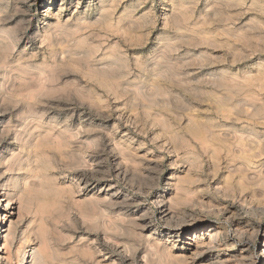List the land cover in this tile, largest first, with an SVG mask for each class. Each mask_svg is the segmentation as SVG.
<instances>
[{
    "label": "rangeland",
    "instance_id": "rangeland-1",
    "mask_svg": "<svg viewBox=\"0 0 264 264\" xmlns=\"http://www.w3.org/2000/svg\"><path fill=\"white\" fill-rule=\"evenodd\" d=\"M112 1L113 0H52V4H50V0H0V67H2L0 69V130L2 131L8 128L10 130V132H8L9 134L7 133L2 136V140L4 141L0 143V158L11 156L12 150L17 149L13 153L17 155L20 154L19 157H22L26 153L25 155L28 157L27 158L25 155L22 157L24 159V164H28L30 160L36 161L35 158L38 157V155L41 157V161L43 160V164H45V162H47L46 164L49 163V166H47L48 171L43 170L45 174L44 182H37L39 185L37 184L35 189H31V192L26 190V195H24L25 198H21L20 194L18 195L16 192L13 194L14 189L12 186L8 189L9 191L13 189L10 192L14 196V201L11 208L8 210V217L9 221L12 220L15 222V228L18 230H16L18 234H16L17 240L15 243L19 242L20 246L24 244V246H27V251L36 247L39 249L41 247V240H38V237H40L39 233L46 229L48 232H44H47V238L50 240L51 244L50 254L52 253L51 255L54 259L63 260L64 263L66 261L67 264H71V261L75 258L79 262L78 264H87L88 262L89 264H95L94 257L92 258L91 256V252L94 251L98 256L100 255L103 257V255H106L104 259H102V257L100 258L103 264H129L128 262L135 260L138 263L144 264L141 258H144V252H146L147 249V239L145 236H152L154 241L161 243V246L166 247V245H169L168 248L172 250V255L182 254L179 256H183L184 262L178 263L175 259H171L169 264H249L251 260L262 255L261 250L263 249L261 246H264V155L263 157L258 156L256 159L253 158L251 160V162H253L250 163L251 165L249 164V166L245 164L249 167V170H244L248 172L239 168L243 164V161L242 159L238 160L241 155L236 146V131L243 128V130L246 131L255 130L260 138L263 139L264 124H262V121H249L245 119V116V118L241 117L242 121L237 122L235 116L237 117L238 114L235 105L238 103L244 104L245 102H250L251 99L259 106L264 105V0ZM221 10L224 12H221ZM172 14L175 17L172 16ZM101 16H104L106 19L105 23H98ZM113 23L115 26L112 25ZM176 23H179V26L176 25ZM78 24L79 26H77ZM179 27L181 28L179 29ZM54 28H56L57 31ZM68 28L70 29L68 30ZM45 33L48 35L45 36ZM46 38L49 40L47 41ZM176 40L177 42H175ZM77 44H79V46ZM168 46L173 47L171 49L172 51H168ZM175 47L177 48L175 49ZM159 56L161 57L159 58ZM6 60L9 62V65ZM156 60H159L157 61L159 65L156 64ZM69 62L73 64H68ZM108 63H110L111 66L110 64L108 65ZM147 64L148 66H146ZM160 66L163 69L160 68ZM118 67L122 68L119 69ZM173 68L175 70L177 69V72H175ZM11 70L13 71L11 72ZM110 72L115 73L116 76ZM46 73H48L50 77ZM178 74L179 76H177ZM146 75L149 78L151 77V81L148 80L149 78H147ZM252 75L257 77H253ZM244 76L251 77V79L246 77L247 80ZM211 79L216 81L212 82ZM222 79L224 81H222ZM252 79L254 82L250 81ZM42 80L45 83L42 82ZM152 80L154 83H152ZM178 81H181L182 85ZM256 82H258V85H256ZM116 83L117 85H115ZM137 83H140L139 85L144 93L141 92L143 95L138 94L137 91L135 92L134 89L130 88ZM228 84H231V87ZM9 85H11V87ZM226 85L229 88H226ZM234 85H237V88H234ZM222 86L223 88H221ZM251 86H253V88ZM259 86L261 87L259 88ZM159 88L160 90L158 91ZM248 88L251 91H249ZM216 89H218V91ZM146 90H148V92ZM128 91L131 92L129 93ZM153 91H157L155 95L160 92L162 96L158 93L155 98ZM149 94H152L151 96L153 98L149 96ZM136 95L139 96L136 97ZM248 95L251 96L249 97ZM243 96H245V98ZM225 97L226 99H224ZM132 98L134 101H131ZM220 99L224 102L226 101L225 104H228V109L226 111L228 115L225 112L222 113L217 110ZM260 101L263 104L260 103ZM167 103H169V105ZM179 103L180 105L182 104V107ZM186 103L191 106H187ZM171 107H174V109H171ZM28 108H30V110ZM147 111H150L152 114L150 112V114H148ZM170 112H172V114ZM177 112H179L181 116ZM30 113L31 115H28ZM229 113L231 115H229ZM186 114H188V117ZM222 115L226 116L228 119ZM27 116L30 118L27 119ZM41 116L43 119L39 118ZM174 116L180 119L177 117L176 119ZM191 116L195 120H193ZM163 118L167 122L165 120L163 121ZM39 119H42V121ZM189 119L193 120L192 123L195 121L196 124H190V121H188ZM29 120L31 123H29ZM173 120L175 122H173ZM258 122H260V124ZM197 123L199 126H196L198 125ZM212 123L215 124L213 125ZM14 124H17V126L19 124L18 128L16 125L13 126ZM161 124H163V126H161ZM209 124L210 127L215 130L208 127L207 125ZM193 126H195V128ZM67 127L70 129H66ZM202 127L204 131L201 130ZM206 127H208V129L210 128L211 132ZM45 128H47L46 131H44ZM52 128L53 131L55 130L54 132ZM30 130L34 132H30ZM16 133H19L22 138L25 136L26 139H22L20 135ZM39 133L41 135L45 134L48 136V141H51V139L52 141L46 144L47 147L43 145V148H41L42 150L40 149L37 154V152H32V150H35L33 148L36 144L35 141L37 137L40 135ZM36 134L37 136L35 138ZM67 134L68 136H66ZM216 134L218 137L213 138V136H217ZM223 134L224 137L222 138ZM232 134L235 137L232 136ZM16 135L19 136V140L15 139ZM193 135L195 136L193 137ZM74 136L77 137L75 138ZM230 136L233 139H230ZM27 137L29 138L27 139ZM128 139L131 142H129ZM205 139H208L210 142L211 139L213 141L211 143L209 142V149L203 148ZM26 140L33 141L31 147L28 146ZM13 142L15 144H13ZM220 142L222 143L220 144ZM209 143H206L207 146H209ZM218 144L221 147H219ZM49 145H51V147ZM187 145L189 147L191 145V149H188ZM226 145H231V151L234 150L233 152L230 151L231 155L227 154L229 153L228 150H224L226 149ZM211 146H213V148ZM175 147L180 148L177 149ZM214 147L217 148V150L219 148L223 150L219 149L220 152L214 151ZM118 148L119 150H117ZM200 148L202 149L200 150ZM196 149L198 151H196ZM41 151L43 153H41ZM119 151L122 155L119 154ZM34 152L37 155L34 154ZM226 154L231 157H228ZM217 155H220V158H218L219 156ZM64 156L67 157L64 158ZM78 160L80 161L78 162ZM131 160L134 163H131ZM0 167V172H2L0 173L1 185L6 182L5 180L10 176L8 175L10 172L6 169L5 165L2 164ZM241 170L243 172H241ZM15 173L14 176H17L19 173L20 175L18 176L24 175V171L19 173L16 171ZM7 180H9V178ZM32 181L36 182L34 180ZM50 181L52 184H55V186L53 185L54 187L52 184H48ZM56 185L57 188H55ZM43 186L44 188L41 190ZM112 186L114 188L110 189L109 187ZM177 186L178 189H176ZM179 187L182 189H179ZM58 188L59 190H56ZM61 188H64L65 192H63L64 190ZM52 190L53 192L55 191L56 194L55 192L53 193ZM112 192H117L116 198L112 196ZM31 193H34L35 197ZM44 193L45 196L43 195ZM188 193L192 195H188ZM40 194H42V196ZM48 197L50 203L48 202L47 205ZM107 197L116 201L125 199L127 205L116 206L110 203L111 201L107 200ZM185 197L187 198L185 199ZM104 198L105 200L102 201ZM160 199L166 200L165 203H167V205L170 204L169 206H172V210L176 211L172 217L166 219L160 217V210L163 206L159 205L158 201ZM76 200L79 203H77ZM26 201H28L27 204ZM70 203H74L75 205H71ZM51 205L54 206V209ZM106 206L108 207L106 208ZM19 207L21 208L20 211ZM100 207L102 208L100 209ZM43 208L45 211L47 210L46 212L48 214L44 212ZM97 208L98 210H96ZM180 211H183V213H180ZM44 213L46 215H44ZM118 213H120V215ZM102 214H104L105 217ZM42 215H44L43 217L45 218L42 219ZM121 216L127 219L122 221L119 219ZM92 217H94L95 220ZM106 217L107 219H104ZM113 217L114 219H111ZM103 221H106V224ZM132 221L138 223L146 222L148 225L147 229L142 232ZM37 224L39 225L37 226ZM126 224H128V226ZM122 225L125 227H121ZM49 226L50 228H48ZM180 227H183L182 237L180 241H177L178 239L175 240L169 232L172 230L177 231ZM209 229H216V231L221 232L222 241L221 247L219 246L220 249L215 248L209 250L206 246L196 247V242L200 241L201 238H203L202 234L206 233ZM134 230H136L137 233ZM194 230L196 233H199H197L198 238H194ZM105 231L108 232L106 233ZM24 234L26 236H24ZM135 234L141 236L138 235V237ZM113 236L116 237L114 238ZM24 239H27L28 244L25 243ZM21 240L24 241L20 242ZM137 240L139 241L137 242ZM38 242L40 244H38ZM3 243L4 242H1V245ZM132 246L135 247L134 250ZM71 247H73L72 249L74 250H72ZM91 247L92 250H90ZM83 248L84 250L82 251ZM80 250L81 252H79ZM123 250H125L124 252L127 255ZM133 251L137 255H133ZM82 252L84 255H82ZM59 255L61 258H59ZM186 255H188V258ZM109 256L111 257L108 258ZM64 259L66 260L64 261ZM26 261L28 262H26V264H30L29 262L31 260L29 258ZM152 261H154V263L156 261L155 264H162L159 262V259ZM16 262L14 260V263Z\"/></svg>",
    "mask_w": 264,
    "mask_h": 264
},
{
    "label": "bare ground",
    "instance_id": "bare-ground-1",
    "mask_svg": "<svg viewBox=\"0 0 264 264\" xmlns=\"http://www.w3.org/2000/svg\"><path fill=\"white\" fill-rule=\"evenodd\" d=\"M51 1V3L50 4H52V0H50ZM113 1H115V0H113ZM112 1V2H113ZM215 1V0H214ZM232 1V0H231ZM234 1V0H233ZM236 1V0H235ZM241 1V0H240ZM223 2H225V1H223ZM213 3V2H212ZM211 3V4H212ZM222 3V2H221ZM237 3V2H236ZM242 3V2H241ZM115 4V3H114ZM216 4V3H215ZM234 4V3H233ZM244 5V4H243ZM62 6V5H61ZM109 6H111V5H109ZM211 6V5H210ZM235 6H237V5H235ZM106 7V6H105ZM116 7V6H115ZM181 7V6H180ZM212 7V6H211ZM213 7H214V5H213ZM238 7H240V6H238ZM243 7V6H242ZM253 7V6H252ZM109 8V7H108ZM183 8V7H182ZM215 8V7H214ZM221 8V7H220ZM224 8V7H223ZM179 9V8H178ZM216 9H218V8H216ZM215 9V10H216ZM182 10H184V9H182ZM211 10V9H210ZM219 10V9H218ZM228 10H230V9H228ZM264 10V9H263ZM223 10H221V12H222ZM50 12V11H49ZM181 12V11H180ZM184 12V11H183ZM214 12V11H213ZM216 12V11H215ZM224 12V11H223ZM46 13H47V11H46ZM228 13V12H227ZM188 14V13H187ZM186 14V15H187ZM215 14V13H214ZM225 14V13H224ZM185 15V14H184ZM113 16V15H112ZM168 16V15H167ZM172 16H174L173 14H172ZM180 16V15H179ZM181 16H182V14H181ZM56 17H58V16H56ZM106 17V16H105ZM121 17V16H120ZM135 17V16H134ZM175 17V16H174ZM176 17L178 18V16L176 15ZM184 17V16H183ZM216 17V16H215ZM110 18V17H109ZM227 18V17H226ZM82 19V18H81ZM86 19V18H85ZM110 19H113V18H110ZM128 19V18H127ZM133 19V18H132ZM136 19V18H135ZM167 19V18H166ZM185 19V18H184ZM223 19V18H222ZM109 20V19H108ZM186 20V19H185ZM184 20V21H185ZM223 20H225V19H223ZM227 20H228V18H227ZM80 21V20H79ZM105 21H106V19L104 18V16H101L100 17V20L98 21V23H105ZM109 21H112V20H109ZM124 21V20H123ZM126 21V20H125ZM134 21V20H133ZM170 21H171V19H170ZM180 21V20H179ZM89 22V21H88ZM113 22V21H112ZM112 22H110V23H112ZM186 22H187V20H186ZM222 22V21H221ZM131 23V22H130ZM173 23V22H172ZM259 23V22H258ZM50 24V23H49ZM82 24V23H81ZM84 24V23H83ZM85 24H86V22H85ZM88 24V23H87ZM119 24V23H118ZM174 24V23H173ZM179 24V23H178ZM177 23H176V25H178ZM91 25V24H90ZM92 25H93V23H92ZM112 25H114V23L112 24ZM111 25V26H112ZM175 25V26H176ZM180 25H182V24H180ZM227 25V24H226ZM56 26V25H55ZM77 26H79V24L77 25ZM95 26V25H94ZM109 26V25H108ZM115 26V25H114ZM179 26V25H178ZM177 26V27H178ZM61 27V26H60ZM83 27H84V25H83ZM85 27H86V25H85ZM87 27H88V25H87ZM224 27V26H223ZM64 28V27H63ZM80 28V27H79ZM95 28V27H94ZM110 28V27H109ZM108 28V29H109ZM181 27H179V29H180ZM51 29V28H50ZM55 30H56V28H54ZM58 29H60V28H58ZM70 28H68V30H69ZM73 29V28H72ZM75 29H76V27H75ZM83 29V28H82ZM121 29V28H120ZM177 29V28H176ZM184 29V28H183ZM182 29V30H183ZM54 30V31H55ZM62 30V29H61ZM64 30H66V29H64ZM87 30V29H86ZM119 30V29H118ZM50 31V30H49ZM53 31V32H54ZM57 31V30H56ZM77 31H80V30H77ZM76 31V32H77ZM82 31V30H81ZM7 32V31H6ZM52 32V33H53ZM72 32H73V30H72ZM179 32V31H178ZM48 33V32H47ZM65 33V32H64ZM79 33V32H78ZM184 33V32H183ZM182 33V34H183ZM2 34H7V33H2ZM46 34V33H45ZM242 34V33H241ZM48 34H46L45 36H47ZM50 35V34H49ZM66 35V34H65ZM69 35V34H68ZM1 36V35H0ZM10 36V35H9ZM52 36V35H51ZM57 36V35H56ZM70 36V35H69ZM178 36V35H177ZM181 36V35H180ZM237 36V35H236ZM249 36V35H248ZM247 36V37H248ZM54 37V36H53ZM52 37V38H53ZM253 37H255V36H253ZM45 38V37H44ZM49 38V37H48ZM73 38V37H72ZM82 38V37H81ZM88 38V37H87ZM177 38V37H176ZM186 38V37H185ZM193 38V37H192ZM2 39V38H1ZM13 39V38H12ZM54 39V38H53ZM83 39V38H82ZM85 39V38H84ZM44 40V39H43ZM46 40L48 41L49 39H47L46 38ZM45 40V41H46ZM86 40V39H85ZM179 40V39H178ZM181 40V39H180ZM188 40V39H187ZM195 40V39H194ZM4 41V40H3ZM44 41V42H45ZM84 41V40H83ZM87 41V40H86ZM171 41V40H170ZM185 41V40H184ZM206 41H208V40H206ZM218 41V40H217ZM87 42H89V41H87ZM169 42V41H168ZM175 42H177V40L175 41ZM7 43V42H6ZM230 43V42H229ZM8 44H9V42H8ZM51 44V43H50ZM73 44H74V42H73ZM76 44V43H75ZM89 44V43H88ZM88 44H86V45H88ZM213 44V43H212ZM223 44V43H222ZM14 45H16V44H14ZM78 46H79V44H77ZM82 45H84V44H82ZM97 45H98V43H97ZM177 45H178V43H177ZM176 45V46H177ZM172 46V45H171ZM174 46V45H173ZM81 47V46H80ZM86 47V46H85ZM9 48H11V47H9ZM73 48H74V46H73ZM173 47H170V46H168V51L169 50H171ZM177 47H175V49H176ZM75 49V48H74ZM82 49V48H81ZM174 49V50H175ZM179 49V48H178ZM177 49V50H178ZM77 50V49H76ZM11 51V50H10ZM13 51V50H12ZM71 51V50H70ZM172 51V50H171ZM67 52V51H66ZM69 52V51H68ZM72 52V51H71ZM76 52V51H75ZM78 52V51H77ZM162 52V51H161ZM170 52V51H169ZM176 52V51H175ZM6 53V52H5ZM8 53H10V52H8ZM70 53V52H69ZM74 53V52H73ZM160 53V52H159ZM168 53V52H167ZM174 53V52H173ZM108 54V53H107ZM163 54V53H162ZM3 55V54H2ZM8 55H10V54H8ZM69 55H71V54H69ZM77 55V54H76ZM98 55H100V54H98ZM103 55V54H102ZM105 55V54H104ZM1 56V55H0ZM107 56V55H106ZM171 56V55H170ZM71 57V56H70ZM90 57V56H89ZM111 57V56H110ZM114 57V56H113ZM161 56H159V58H160ZM72 58V57H71ZM70 58V59H71ZM95 58V57H94ZM158 58V59H159ZM165 58V57H164ZM171 58V57H170ZM201 58V57H200ZM5 59V58H4ZM120 59H121V57H120ZM156 59V58H155ZM73 60V59H72ZM80 60V59H79ZM103 60V59H102ZM7 61V60H6ZM5 61V62H6ZM10 61V60H9ZM90 61H92V60H90ZM100 61V60H99ZM114 61V60H113ZM154 61V60H153ZM152 61V62H153ZM157 61H159V60H156V62ZM171 61H172V59H171ZM8 62V61H7ZM108 62H110V61H108ZM121 62V61H120ZM139 62V61H138ZM150 62V61H149ZM161 62H164V61H161ZM173 62V61H172ZM180 62V61H179ZM72 63V62H71ZM70 62L68 63V64H71ZM80 63V62H79ZM81 63H82V61H81ZM87 63V62H86ZM91 63V62H90ZM89 63V64H90ZM93 63V62H92ZM103 63V62H102ZM151 63V62H150ZM169 63V62H168ZM167 63V64H168ZM7 64V63H6ZM73 64V63H72ZM99 64V63H98ZM107 64V63H106ZM110 63H108V65H109ZM115 64V63H114ZM139 64V63H138ZM142 64H144V63H142ZM153 64V63H152ZM151 64V65H152ZM156 64H158V62L156 63ZM155 64V65H156ZM3 65H4V63H3ZM8 65H9V62H8ZM8 65H7V67H8ZM95 65V64H94ZM123 65V64H122ZM159 65V64H158ZM173 65V64H172ZM176 65V64H175ZM205 65V64H204ZM2 66V65H1ZM23 66V65H22ZM76 66V65H75ZM101 66V65H100ZM110 66H111V64H110ZM114 66V65H113ZM115 66H116V64H115ZM125 66H127V65H125ZM146 66H148V64L146 65ZM165 66V65H164ZM171 66V65H170ZM5 67H6V65H5ZM5 67H4V69H5ZM108 67V66H107ZM123 67V66H122ZM122 67H118L119 69L120 68H122ZM143 67V66H142ZM201 67V66H200ZM2 67H0V69H1ZM128 68V67H127ZM147 68V67H146ZM160 68H162L161 66H160ZM159 68V69H160ZM171 68V67H170ZM9 69H11V68H9ZM113 69V68H112ZM152 69V68H151ZM155 69H157V68H155ZM163 69V68H162ZM161 69V70H162ZM167 69V68H166ZM3 70V69H2ZM7 70V69H6ZM103 70V69H102ZM144 70V69H143ZM147 70V69H146ZM173 70L175 71V72H177L174 68H173ZM13 70H11V72H12ZM104 71V70H103ZM131 71V70H130ZM151 71V70H150ZM169 71V70H168ZM10 72V73H11ZM124 72V71H123ZM126 72V71H125ZM132 72V71H131ZM147 72V71H146ZM158 72V71H157ZM160 72V71H159ZM43 73V72H42ZM52 73V72H51ZM54 73V72H53ZM111 73V72H110ZM130 73V72H129ZM148 73H149V69H148ZM154 73H156V72H154ZM172 73H173V71H172ZM3 74V73H2ZM9 74V73H8ZM26 74V73H25ZM44 74V73H43ZM47 75H48V73H46ZM111 74H113V75H115V73H111ZM117 74V73H116ZM118 74H120V73H118ZM124 74V73H123ZM132 74V73H131ZM157 74V73H156ZM166 74V73H165ZM174 74H176V73H174ZM260 74V73H259ZM42 75V74H41ZM101 75V74H100ZM110 75V74H109ZM125 75H127V74H125ZM143 75V74H142ZM149 75H151V74H149ZM158 75V74H157ZM167 75V74H166ZM169 75V74H168ZM245 75V74H244ZM261 75V74H260ZM5 76H6V74H5ZM43 76V75H42ZM46 76V75H45ZM49 76V75H48ZM52 76V75H51ZM116 76V75H115ZM119 76V75H118ZM147 76V75H146ZM152 76H154V75H152ZM160 76H162V75H160ZM174 76H176V75H174ZM177 76H179V74L177 75ZM217 76V75H216ZM226 76V75H225ZM230 76V75H229ZM253 76V75H252ZM259 76V75H258ZM8 77V76H7ZM50 77V76H49ZM99 77V76H98ZM111 77V76H110ZM113 77V76H112ZM121 77H123V76H121ZM172 77V76H171ZM220 77V76H219ZM222 77V76H221ZM228 77V76H227ZM247 78H250L251 79V77H248V76H246ZM245 76H244V78H246ZM253 77H257V76H253ZM0 78H1V76H0ZM9 78H10V76H9ZM18 78V77H17ZM20 78V77H19ZM22 78V77H21ZM93 78H94V76H93ZM144 78V77H143ZM147 78H149L148 76H147ZM146 78V79H147ZM155 78L157 79V77H156V75H155ZM160 78H162V77H160ZM165 78V77H164ZM182 78V77H181ZM193 78V77H192ZM213 78V77H212ZM232 78H233V76H232ZM240 78V77H239ZM244 78H242V79H244ZM246 78V79H247ZM259 78L261 79V77L259 76ZM3 79V78H2ZM8 79V78H7ZM16 79V78H15ZM47 79V78H46ZM98 79H100V78H98ZM102 79V78H101ZM135 79V78H134ZM154 79V78H153ZM214 79H215V77H214ZM226 79V78H225ZM229 79V78H228ZM241 79V78H240ZM5 80V79H4ZM11 80H13V79H11ZM16 80H18V79H16ZM39 80L41 81V79L39 78ZM38 80V82L40 83V81ZM44 80V79H43ZM42 80V82H44ZM103 80V79H102ZM125 80H127V79H125ZM143 80H145V79H143ZM148 80H150L151 81V77L148 79ZM167 80H170V79H167ZM178 80V79H177ZM182 80V79H181ZM186 80L188 81V79L186 78ZM210 80V79H209ZM212 80V79H211ZM231 80V79H230ZM234 80H235V78H234ZM236 80H237V78H236ZM248 80V79H247ZM255 80V79H254ZM262 80V79H261ZM261 80H258V81H261ZM263 80H264V78H263ZM10 81V80H9ZM14 81V80H13ZM105 81H106V78H105ZM140 81V80H139ZM154 81H156V80H154ZM157 81H158V79H157ZM163 81V80H162ZM170 81H172V80H170ZM169 81V82H170ZM191 81V80H190ZM213 81H216V80H212V82ZM222 81H224L223 79H222ZM240 81H243V80H240ZM250 81H253V79L252 80H250ZM5 82H6V80H5ZM11 82V81H10ZM116 82V81H115ZM143 82V81H142ZM146 82H147V80H146ZM164 82V81H163ZM175 82V81H174ZM174 82H172L173 84H175ZM178 82H180L181 83V85H182V82L181 81H178ZM193 82V81H192ZM210 82V81H209ZM230 82H232V81H230ZM245 82H247V81H245ZM249 82V81H248ZM254 82V81H253ZM2 83V82H1ZM8 83V82H7ZM45 83V82H44ZM132 83V82H131ZM151 83V82H150ZM152 83H154L153 82V80H152ZM171 83V84H172ZM225 83V82H224ZM223 83V84H224ZM233 83V82H232ZM243 83V82H242ZM241 83V84H242ZM257 84L256 85H258V82H256ZM12 84V83H11ZM20 84V83H19ZM41 84V83H40ZM43 84V83H42ZM102 84V83H101ZM105 84V83H104ZM103 84V85H104ZM108 84V83H107ZM119 84V83H118ZM125 84V83H124ZM129 84V83H128ZM140 84V83H139ZM138 83L135 85V86H131L130 88H132V89H134L135 90V92L137 91L138 92V94H142L143 93V91L141 90V87H140V85H139ZM144 84V83H143ZM179 84V83H178ZM186 84V83H185ZM210 84V83H209ZM219 84V83H218ZM226 84H227V82H226ZM234 84V83H233ZM235 84H236V82H235ZM255 84V83H254ZM259 84H260V82H259ZM13 85V84H12ZM45 85V84H44ZM43 85V86H44ZM106 85V84H105ZM115 85H117V83L115 84ZM153 85V84H152ZM156 85V84H155ZM160 85V84H159ZM159 85H157V86H159ZM166 85V84H165ZM211 85H212V83H211ZM222 85V84H221ZM229 85V84H228ZM231 85V84H230ZM229 85V86H230ZM238 85H240V84H238ZM1 86H2V84H1ZM4 86H5V83H4ZM7 86V85H6ZM10 87H11V85H9ZM20 86H22V85H20ZM102 86V85H101ZM113 86V85H112ZM111 86V87H112ZM124 86V85H123ZM162 86V85H161ZM179 86V85H178ZM188 86V85H187ZM240 86H242V85H240ZM245 86V85H244ZM41 87V86H40ZM39 87V88H40ZM104 87V86H103ZM107 87H108V85H107ZM110 87V86H109ZM119 87H120V85H119ZM144 87V86H143ZM148 88L150 87V86H147ZM152 87H154V86H152ZM185 87V86H184ZM220 87V86H219ZM231 87V86H230ZM252 88H253V86H251ZM255 87V86H254ZM257 87V86H256ZM261 86H259V88H260ZM263 87V86H262ZM6 88V87H5ZM123 88V87H122ZM151 88V87H150ZM158 88V87H157ZM165 88V87H164ZM188 88V87H187ZM194 88V87H193ZM221 88H223V86L221 87ZM226 88H229V87H227V85H226ZM234 88H237V85L235 86L234 85ZM243 88V87H242ZM21 89V88H20ZM107 89V88H106ZM109 89V88H108ZM143 89V88H142ZM166 89V88H165ZM168 89V88H167ZM195 89V88H194ZM256 89V88H255ZM5 90V89H4ZM15 90V89H14ZM18 90V89H17ZM126 90V89H125ZM148 90H150V89H148ZM148 90H146L147 92H148ZM156 90V89H155ZM160 90V88L158 89V91ZM184 90H185V88H184ZM190 90V89H189ZM217 91H218V89H216ZM230 90V89H229ZM248 90L249 91H251L249 88H248ZM247 90V91H248ZM120 91V90H119ZM151 91H152V89H151ZM231 91V90H230ZM240 91V90H239ZM8 92V91H7ZM129 92V91H128ZM131 92V91H130ZM129 92V93H130ZM142 92V93H141ZM150 92V91H149ZM154 92V93H153ZM153 92H151V93H153V95H155V92H157V91H153ZM166 92V91H165ZM168 92V91H167ZM222 92H224V91H222ZM229 92V91H228ZM234 92V91H233ZM237 92V91H236ZM159 94H160V92H158ZM158 93L156 94V95H158ZM164 93V92H163ZM225 93V92H224ZM241 93V92H240ZM7 94V93H6ZM20 94V93H19ZM123 94H124V92H123ZM144 94V93H143ZM142 94V95H143ZM148 94V93H147ZM168 94V93H167ZM171 94V93H170ZM201 94V93H200ZM221 94V93H220ZM239 94V93H238ZM18 95V94H17ZM32 95V94H31ZM30 95V96H31ZM33 95H34V93H33ZM32 95V96H33ZM133 95H134V93H133ZM152 95V94H151ZM150 94H149V96H151ZM156 95H155V98H156ZM161 96H162V94H160ZM159 95V96H160ZM236 95V94H235ZM241 95V94H240ZM9 96V95H8ZM26 96V95H25ZM31 96V97H32ZM38 96V95H37ZM137 96H139V95H136V97ZM146 96H148V95H146ZM167 96V95H166ZM203 96H204V93H203ZM223 96V95H222ZM242 96V95H241ZM249 96V95H248ZM251 96V95H250ZM249 96V97H250ZM254 96H256V95H254ZM12 97V96H11ZM14 97V96H13ZM27 97V96H26ZM34 97H36V96H34ZM33 97V98H34ZM134 97V96H133ZM142 97V96H141ZM152 97V96H151ZM231 97V96H230ZM244 98H245V96H243ZM248 97V98H249ZM253 97V96H252ZM27 98H29V97H27ZM33 98H32V100H33ZM153 98V97H152ZM152 98H151V100H152ZM160 98V97H159ZM164 98V97H163ZM166 98V97H165ZM168 98H169V95H168ZM216 98V97H215ZM220 98V97H219ZM236 98V97H235ZM242 98V97H241ZM254 98V97H253ZM6 99H8V98H6ZM35 99V98H34ZM88 99H90V98H88ZM137 99V98H136ZM147 99H149V98H147ZM161 99V98H160ZM181 99V98H180ZM224 99H226V97L224 98ZM246 99H247V97H246ZM257 99V98H256ZM256 99H255V101H256ZM139 100V99H138ZM150 100V99H149ZM156 100V99H155ZM166 100V99H165ZM178 100V99H177ZM5 101V100H4ZM10 101V100H9ZM131 101H134L133 100V98H132V100ZM137 101V100H136ZM140 101V100H139ZM164 101V100H163ZM180 101H182V100H180ZM240 101V100H239ZM239 101H237V102H239ZM243 101H244V99H243ZM243 101H241V102H243ZM262 101V100H261ZM260 101V103H262ZM6 102V101H5ZM12 102H13V100H12ZM14 102H16V101H14ZM29 102V101H28ZM90 102V101H89ZM214 102V101H213ZM226 102V101H225ZM225 102L224 101H222L221 99H220V101L218 102V109L217 110H219V112H225L226 113V111H227V109H228V104H225ZM232 102V101H231ZM234 102V101H233ZM236 102V103H237ZM257 102H258V99H257ZM30 103V102H29ZM153 103H155V102H153ZM147 104H150V103H147ZM161 104V103H160ZM168 105H169V103H167ZM212 104H215V103H212ZM217 104V103H216ZM263 104V103H262ZM143 105V104H142ZM179 105H180V103H179ZM182 105V104H181ZM180 105V106H181ZM185 105V104H184ZM186 105L187 106H191V105H188V103H186ZM147 106V105H146ZM150 106V105H149ZM161 106V105H160ZM164 106V105H163ZM167 106V105H166ZM173 106V105H172ZM176 106H178V105H176ZM236 106V108L235 109H237V114H238V116L236 117L235 116V118H237V122L239 121H242V118L241 117H244L245 119H248L249 121L251 120V121H262V124H264L263 122H264V105L262 106V105H258V104H256L255 102H254V100H250V102H245L244 104H237V105H235ZM26 107H29V106H26ZM154 107V106H153ZM182 107V106H181ZM194 107V106H193ZM149 108V107H148ZM176 108V107H175ZM29 110H30V108H28ZM34 109V108H33ZM36 109V108H35ZM156 109V108H155ZM171 109H174V107H171ZM187 109V108H186ZM189 109V108H188ZM191 109V108H190ZM233 109H234V107H233ZM233 109H232V111H233ZM150 110V109H149ZM152 110H153V108H152ZM169 110H170V108H169ZM184 110V109H183ZM195 110V109H194ZM26 111V110H25ZM32 111V110H31ZM171 111V110H170ZM197 111H198V109H197ZM216 111V110H215ZM235 111V110H234ZM2 112H4V111H2ZM17 112V111H16ZM18 112H19V110H18ZM27 112V111H26ZM81 112V111H80ZM148 112V111H147ZM150 112V111H149ZM148 112V114H150ZM160 112V111H159ZM162 112H164V111H162ZM174 112V111H173ZM190 112V111H189ZM24 113V112H23ZM32 113V112H31ZM31 113L30 114H28V115H31ZM38 113V112H37ZM166 113H169V112H166ZM171 114H172V112H170ZM177 113H179V112H177ZM232 113V112H231ZM4 114V113H3ZM19 114V113H18ZM21 114V113H20ZM77 114V113H76ZM145 114H147V113H145ZM152 114V113H151ZM165 114V113H164ZM180 114V113H179ZM178 114V115H179ZM189 114V113H188ZM188 114H186V116L188 115ZM191 114V113H190ZM216 114H217V112H216ZM227 114V113H226ZM175 115V114H174ZM228 115V114H227ZM229 115H231L230 113H229ZM232 115H234V114H232ZM22 116V115H21ZM20 116V117H21ZM26 116V115H25ZM34 116H36V115H34ZM40 116V115H39ZM43 116V115H42ZM42 116L41 117H39V118H42ZM150 116V115H149ZM173 116V115H172ZM180 116H181V114H180ZM190 116V115H189ZM206 116V115H205ZM223 117H226V116H224V115H222ZM23 117H24V115H23ZM22 117V118H23ZM38 117V116H37ZM162 117V116H161ZM175 117V116H174ZM177 117V116H176ZM175 117V118H176ZM184 117V116H183ZM188 117V116H187ZM192 117V116H191ZM190 117V118H191ZM230 117H232V116H230ZM30 118V117H29ZM28 118V116H27V119H29ZM175 118H173V119H175ZM178 119H180L179 117H177ZM176 118V119H177ZM186 118V117H185ZM227 118V117H226ZM36 119H38V118H36ZM43 119V118H42ZM42 119L40 120V121H42ZM165 119H166V115H165ZM164 118H163V121L165 120ZM192 119L193 120H195L193 117H192ZM207 119V118H206ZM205 119V120H206ZM210 119V118H209ZM212 119V118H211ZM225 119V118H224ZM228 119V118H227ZM230 119V118H229ZM232 119H234L233 117H232ZM187 120V119H186ZM193 120H191V119H189L188 121H190V124L192 123V121ZM197 120V119H196ZM235 120V119H234ZM244 120V119H243ZM30 121V120H29ZM34 121V120H33ZM32 121V122H33ZM166 121V120H165ZM170 121V120H169ZM179 121V120H178ZM181 121V120H180ZM187 121V122H188ZM213 121V120H212ZM228 121V120H227ZM246 121V120H245ZM26 122H28V121H26ZM35 122V121H34ZM157 122V121H156ZM167 122V121H166ZM172 122V121H171ZM173 122H175L174 120H173ZM172 122V123H173ZM183 122V121H182ZM199 122H200V120H199ZM214 122V121H213ZM229 122V121H228ZM18 123H19V121H18ZM22 123H23V120H22ZM29 123H31V121L29 122ZM29 123H27V124H29ZM53 123V122H52ZM161 123H163V122H161ZM170 123V122H169ZM189 123V122H188ZM233 123V122H232ZM231 123V124H232ZM249 123V122H248ZM259 124H260V122H258ZM11 124H13V123H11ZM10 124V125H11ZM24 124V123H23ZM26 124V123H25ZM37 124V123H36ZM171 124V123H170ZM192 124H196L195 123V121L192 123ZM198 124V123H197ZM206 124H208V123H206ZM213 124V123H212ZM215 124V123H214ZM213 124V125H214ZM218 124H219V122H218ZM234 124V123H233ZM17 126V124H14L13 126ZM35 125V124H34ZM40 125H41V123H40ZM40 125H37V126H40ZM89 125V124H88ZM94 125V124H93ZM164 125H165V123H164ZM205 125V124H204ZM203 125V126H204ZM18 126H19V124H18ZM18 126H17V128H18ZM90 126H92V125H90ZM161 126H163V124H161ZM178 126V125H177ZM190 126V125H189ZM192 126V125H191ZM196 126H199V124L198 125H196ZM208 127H210V124L209 125H207ZM216 126V125H215ZM222 126V125H221ZM230 126V125H229ZM243 126V125H242ZM10 127V126H9ZM25 127V126H24ZM194 128H195V126H193ZM192 127V128H193ZM208 127H206L207 129H208ZM214 127V126H213ZM5 128V127H4ZM21 128V127H20ZM26 128V127H25ZM24 128V129H25ZM35 128H36V125H35ZM40 128V127H39ZM81 128H83V127H81ZM91 128V127H90ZM162 128V127H161ZM181 128H182V126H181ZM211 128V127H210ZM210 128L208 129L210 132H211V130H210ZM216 128V127H215ZM15 129H16V127H15ZM37 129H38V127H37ZM46 129L47 128H45V130L44 131H46ZM66 129H70V128H66ZM66 129H64V130H66ZM78 129V128H77ZM178 129H179V127H178ZM198 129H200V128H198ZM212 129V128H211ZM223 129V128H222ZM225 129H226V127H225ZM224 129V130H225ZM232 129V128H231ZM244 129V128H243ZM243 129H239V130H237L236 131V138H237V143H236V146H237V148H238V150H239V152H240V159H238V160H241L242 159V161H243V164L239 167V168H241V169H245V170H247L249 167V164L250 163H252L251 162V160L253 159V158H257L258 156H262L263 157V155H264V137H263V139H261L260 138V136L256 133V131L255 130H249V131H246V130H243ZM246 129V128H245ZM18 130V129H17ZM41 130H43V129H41ZM49 130V129H48ZM51 130V129H50ZM163 130V129H162ZM201 130H203V127H202V129ZM212 130H215V129H212ZM218 130V129H217ZM233 130V129H232ZM14 131V130H13ZM19 131V130H18ZM52 131H53V128H52ZM55 131V130H54ZM53 131V132H54ZM71 131V130H70ZM69 131V132H70ZM87 131V130H86ZM174 131V130H173ZM178 131H180V130H178ZM199 131V130H198ZM204 131V130H203ZM231 131V130H230ZM234 131V130H233ZM8 132H10V130H9V128L8 129H3L2 131L0 130V143H2L4 140H2L3 139V137L2 136H4V135H6ZM15 132V131H14ZM22 132H23V130H22ZM30 132H34V131H31L30 130ZM40 132H42V131H40ZM51 132V131H50ZM66 132V131H65ZM73 132H76V131H73ZM72 132V133H73ZM78 132H79V130H78ZM163 132V131H162ZM202 132V131H201ZM208 132V131H207ZM223 132V131H222ZM221 132V133H222ZM226 132V131H225ZM28 133H29V131H28ZM28 133H27V135H28ZM44 133V132H43ZM61 133H63V132H61ZM83 133H85V132H83ZM168 133V132H167ZM166 133V134H167ZM173 133V132H172ZM175 133H177V132H175ZM218 133V132H217ZM224 133V132H223ZM259 133V132H258ZM9 134V133H8ZM17 134V133H16ZM19 134V133H18ZM17 134V135H18ZM24 134V133H23ZM33 134V133H32ZM40 134V133H39ZM57 134V133H56ZM56 134H54V135H56ZM64 134V133H63ZM184 134V133H183ZM191 134H194V133H191ZM196 134V133H195ZM200 134H202V133H200ZM225 134V133H224ZM224 134H223V136H222V138L224 137ZM259 134H261V133H259ZM264 134V133H263ZM11 135V134H10ZM16 135V137H15V139L16 140H19V136H17ZM20 135V134H19ZM26 135V136H27ZM41 135V134H40ZM38 136L37 137V139H36V144L34 145V148L33 149H35V150H32V152L33 151H35V152H37V154L39 153V150L41 149V148H43V145H45L46 147H47V145L46 144H48V143H50L51 141H52V139H51V141H48V136H46L45 134L44 135H41V136ZM53 135V136H54ZM72 135V134H71ZM75 135V134H74ZM79 135V134H78ZM176 135V134H175ZM182 135V134H181ZM205 135V134H204ZM211 135V134H210ZM217 135V134H216ZM9 136V135H8ZM15 136V135H14ZM13 136V137H14ZM29 136V135H28ZM36 136H37V134L35 135V138H36ZM51 136V135H50ZM58 136V135H57ZM66 136H68V134L66 135ZM128 136V135H127ZM186 136V135H185ZM195 135H193V137H194ZM207 136V135H206ZM213 136V135H212ZM232 136H234L233 134H232ZM264 136V135H263ZM12 137V136H11ZM20 137H21V135H20ZM30 137H31V135H30ZM65 137V136H64ZM75 137V136H74ZM77 137V136H76ZM75 137V138H76ZM175 137V136H174ZM187 137V136H186ZM198 137H199V135H198ZM216 137H218V135L217 136H213V138H216ZM228 137V136H227ZM231 137V136H230ZM235 137V136H234ZM5 138H7V137H5ZM22 138V137H21ZM24 138H25V136H24ZM24 138H22V139H24ZM29 137H27V139H28ZM33 138V137H32ZM68 138V137H67ZM66 138V139H67ZM125 138V137H124ZM197 138V137H196ZM201 138V137H200ZM208 138V137H207ZM212 138V139H213ZM13 139V138H12ZM26 139V138H25ZM54 139V138H53ZM60 139V138H59ZM173 139V138H172ZM212 139H211V142H213L212 141ZM230 139H233L232 137L230 138ZM200 140V139H199ZM218 140V139H217ZM224 140H225V138H224ZM227 140V139H226ZM229 140V139H228ZM9 141V140H8ZM22 141V140H21ZM54 141V140H53ZM69 141V140H68ZM128 141H129V139H128ZM164 141H166V140H164ZM174 141V140H173ZM191 141V140H190ZM189 141V142H190ZM215 141V140H214ZM15 142V141H14ZM13 142V144H15ZM26 142H28L27 144H28V146H32V144H33V141H31V140H26ZM32 142V143H31ZM62 142V141H61ZM129 142H131V141H129ZM128 142V143H129ZM167 142H168V140H167ZM172 142V141H171ZM201 142V141H200ZM203 142V141H202ZM210 141H208V139L206 140L205 139V144L202 146V145H200V146H202L204 149L206 148V149H209L210 148V143H209ZM217 142V141H216ZM231 142V141H230ZM24 143V142H23ZM22 143V144H23ZM54 143V142H53ZM73 143V142H72ZM133 143V142H132ZM175 143H176V141H175ZM199 143V142H198ZM206 143H209V146H207V144ZM222 142H220V144H221ZM226 143V142H225ZM10 144H12V143H10ZM70 144V143H69ZM168 144H171V143H168ZM178 144V143H177ZM190 144V143H189ZM194 144V143H193ZM215 144V143H214ZM24 145V144H23ZM63 145V144H62ZM61 145V146H62ZM64 145H66V144H64ZM71 145H73V144H71ZM125 145V144H124ZM128 145V144H127ZM179 145V144H178ZM184 145V144H183ZM213 145V144H212ZM223 145V144H222ZM15 146V145H14ZM50 147H51V145H49ZM54 146V145H53ZM58 146V145H57ZM60 146V147H61ZM130 146V145H129ZM188 146V145H187ZM218 146H219V144H218ZM13 147V146H12ZM20 147V146H19ZM64 147V146H63ZM80 147V146H79ZM122 147V146H121ZM121 147H119V148H121ZM185 147V146H184ZM190 147H191V145H190ZM189 146H188V149L190 148ZM192 147H194V146H192ZM212 148H213V146H211ZM217 147V146H216ZM219 147H221V146H219ZM224 147V146H223ZM235 147V146H234ZM3 148V147H2ZM26 148V147H25ZM29 148V147H28ZM49 148V147H48ZM69 148V147H68ZM71 148V147H70ZM74 148V147H73ZM78 148V147H77ZM119 148L117 149V150H119ZM175 148H180V147H175ZM215 148V147H214ZM225 148L226 149H224V150H228L229 151V153H227V154H230L231 155V153H230V151L232 150V148H231V145H226L225 146ZM8 149V148H7ZM20 149V148H19ZM21 149H22V147H21ZM55 149V148H54ZM65 149V148H64ZM89 149V148H88ZM123 149H124V146H123ZM182 149H183V146H182ZM191 149V148H190ZM202 148H200V150H201ZM219 149H221V148H219ZM217 150V148H215V150L214 151H218V152H220V150ZM234 149V148H233ZM17 150V149H16ZM16 150H12L13 152L14 151H16ZM26 150V149H25ZM29 150V149H28ZM27 150V151H28ZM38 150V151H37ZM42 150V149H41ZM68 150V149H67ZM85 150V149H84ZM176 150V149H175ZM212 150V149H211ZM210 150V151H211ZM221 150H223V149H221ZM237 150V151H238ZM12 151H10V152H12ZM57 151H58V149H57ZM62 151H64V150H62ZM61 151V152H62ZM121 151V150H120ZM120 151H119V154H121L120 153ZM188 151V150H187ZM195 151V150H194ZM193 151V152H194ZM196 151H198L197 149H196ZM204 151V150H203ZM213 151V152H214ZM234 151V150H233ZM233 151H231V152H233ZM236 151V152H237ZM12 152V154H11V156H8V157H5L4 155V158L2 157V159L0 158V165H5V167H6V169L10 172V174H8V175H10L8 178H9V180H5L6 182L5 183H2L1 185H0V264H26V260L27 259H29L30 258V264H67L66 263V259H64V261H65V263L63 262V260H56V259H54L53 257H52V253L50 254V249H51V244H50V240L47 238V230L46 229H44V231H47V232H44V231H41L39 234V236L40 237H38V240H41L40 242H41V244L38 242V244H40L41 245V247L39 248V249H37V247L36 248H33V249H30L29 251H27L26 250V248H27V246H24V244L22 245V246H20V243L19 242H17V243H19V244H17V243H15L16 242V234H18V233H16L18 230L15 228L16 226V224H15V222H13L12 220L11 221H9V217H8V210L11 208V205H12V203H13V201H14V196L11 194V192L10 191H12L13 189H14V193L13 194H15V192L19 195L20 194V197L21 198H23L24 197V195H26V193H25V191L26 190H28V192H31V189L33 190V188L35 189V186H37V184L39 185V183H37V182H40V183H43L44 182V176H45V174H44V172H43V170H46V171H48L47 170V166H49L48 164H46L47 162H45V164H43L42 163V161H41V157H39V155H38V157H36L35 159H36V161H34V160H30L29 162H28V164H24L23 162V156L26 154H22L23 156L21 157H19V155H17L16 153H13ZM18 152H20V151H18ZM34 152V154H36ZM44 152H45V150H44ZM51 152V151H50ZM59 152V151H58ZM67 152V151H66ZM76 152V151H75ZM190 152V151H189ZM212 152V151H211ZM222 152V151H221ZM224 152V151H223ZM238 152V153H239ZM7 153V152H6ZM41 153H43L42 151H41ZM60 153V152H59ZM207 153V152H206ZM1 154H3V153H1ZM8 154V153H7ZM10 154V153H9ZM28 154V153H27ZM30 154V153H29ZM36 154V155H37ZM49 154V153H48ZM48 154H47V156H48ZM58 154V153H57ZM64 154V153H63ZM62 154V155H63ZM187 154V153H186ZM211 154V153H210ZM220 154V153H219ZM226 154V155H227ZM234 154V153H233ZM232 154V155H233ZM236 154V153H235ZM52 155V154H51ZM60 155V154H59ZM122 155V154H121ZM213 155H215V154H213ZM225 155V156H226ZM228 156V157H231V156ZM26 156V155H25ZM29 156V155H28ZM31 156H34V155H31ZM31 156H30V158H31ZM126 156V155H125ZM136 156V155H135ZM189 156V155H188ZM191 156V155H190ZM210 156V155H209ZM211 156H212V154H211ZM217 156H219L218 158H220V155H217ZM237 156V155H236ZM1 157V156H0ZM27 157V156H26ZM35 157V156H34ZM50 157V156H49ZM67 156H64V158H66ZM70 157V156H69ZM74 157V156H73ZM129 157V156H128ZM213 157H215V156H213ZM212 157V158H213ZM235 157V156H234ZM238 157V156H237ZM28 158V157H27ZM78 158V157H77ZM115 158V157H114ZM259 158H261V157H259ZM132 159V158H131ZM187 159V158H186ZM216 159H217V157H216ZM231 159V158H230ZM236 159V158H235ZM65 160V159H64ZM71 160V159H70ZM74 160V159H73ZM83 160V159H82ZM86 160V159H85ZM124 160V159H123ZM135 160V159H134ZM133 160V161H134ZM232 160V159H231ZM50 161V160H49ZM80 160H78V162H79ZM125 161H127V160H125ZM136 161V160H135ZM138 161V160H137ZM235 161V160H234ZM233 161V162H234ZM241 161V162H242ZM52 162V161H51ZM68 162H69V160H68ZM191 162H193V161H191ZM212 162V161H211ZM231 162V161H230ZM238 162V161H237ZM23 163V164H22ZM26 163V162H25ZM54 163V162H53ZM85 163V162H84ZM131 163H134V162H132V160H131ZM187 163V162H186ZM194 163V162H193ZM52 164V163H51ZM248 165V166H246V165ZM69 165V164H68ZM89 165V164H88ZM190 165H191V163H190ZM238 165V164H237ZM236 165V166H237ZM251 165V164H250ZM55 166V165H54ZM70 166V165H69ZM73 166V165H72ZM122 166V165H121ZM239 166V165H238ZM237 166V167H238ZM136 167V166H135ZM149 167V166H148ZM191 167V166H190ZM253 167V166H252ZM1 168V167H0ZM4 168V167H3ZM55 168V167H54ZM82 168V167H81ZM193 168V167H192ZM235 168V167H234ZM255 168V167H254ZM258 168V167H257ZM52 169H53V167H52ZM56 169V168H55ZM230 169V168H229ZM238 169V168H237ZM252 169V168H251ZM262 169V168H261ZM5 170V169H4ZM50 170V169H49ZM89 170V169H88ZM92 170V169H91ZM244 170V171H245ZM249 170V169H248ZM21 172V171H24V175H21V176H18V175H20V173L17 175V176H14L16 173L15 172ZM188 171V170H187ZM239 171H240V169H239ZM252 171V170H251ZM50 172V171H49ZM89 172V171H88ZM87 172V173H88ZM241 172H243L242 170H241ZM245 172H248V171H245ZM0 173H2V172H0ZM15 173V174H14ZM47 173V172H46ZM260 173V172H259ZM258 173V174H259ZM247 174V173H246ZM261 174V173H260ZM259 174V175H260ZM4 175V174H3ZM53 175V174H52ZM51 175V176H52ZM83 175V174H82ZM84 176V175H83ZM86 176H87V174H86ZM93 176V175H92ZM91 176V177H92ZM261 176V175H260ZM81 177V176H80ZM242 177H244V176H242ZM256 177H257V175H256ZM33 178V179H32ZM51 178V177H50ZM245 178H247V177H245ZM242 179V178H241ZM32 180H34V181H36V182H33ZM228 180V179H227ZM240 180V179H239ZM247 180V179H246ZM257 180V179H256ZM46 181V180H45ZM74 181V180H73ZM79 181V180H78ZM86 181V180H85ZM92 181V180H91ZM187 181V180H186ZM4 182V181H3ZM46 182H48V181H46ZM56 182V181H55ZM72 182V181H71ZM89 182V181H88ZM87 182V183H88ZM98 182V181H97ZM169 182H171V181H169ZM69 183V182H68ZM75 183V182H74ZM180 183V182H179ZM48 184H52V182L50 181ZM60 184V183H59ZM102 184V183H101ZM108 184V183H107ZM175 184V183H174ZM55 186V184H52V186ZM70 185H72V184H70ZM80 185V184H79ZM92 185V184H91ZM178 185V184H177ZM12 186V190H8L9 189V187H11ZM45 186V185H44ZM44 186L41 188V190H43V188H44ZM48 186V185H47ZM53 186V187H54ZM86 186V185H85ZM111 186V185H110ZM118 186V185H117ZM182 186H183V184H182ZM258 186V185H257ZM40 187V186H39ZM51 187V186H50ZM60 187V186H59ZM171 187V186H170ZM55 188H57V185H56V187ZM89 188V187H88ZM87 188V189H88ZM110 189H112V188H114L113 186L112 187H109ZM247 188V187H246ZM245 188V189H246ZM256 188V187H255ZM40 189V188H39ZM53 189V188H52ZM61 189H63L64 190V188H61ZM69 189V188H68ZM86 189V188H85ZM139 189V188H138ZM176 189H178V186H177V188ZM179 189H182V188H180L179 187ZM239 189V188H238ZM264 189V188H263ZM55 190V189H54ZM56 190H59V188L58 189H56ZM55 190V191H56ZM102 190V189H101ZM120 190V189H119ZM187 190V189H186ZM194 190V189H193ZM5 191V192H4ZM47 191V190H46ZM54 191V192H55ZM61 191V190H60ZM67 191V190H66ZM72 191V190H71ZM71 191H70V193H71ZM177 191V190H176ZM179 191V190H178ZM181 191V190H180ZM48 192H49V190H48ZM51 192V191H50ZM52 192H53V190H52ZM53 192V193H54ZM63 192H65V190L63 191ZM63 192H62V194H63ZM75 192V191H74ZM78 192V191H77ZM114 192V191H113ZM112 192V193H113ZM186 192H188V191H186ZM40 193V192H39ZM52 193V194H53ZM69 193V194H70ZM128 193V192H127ZM126 193V194H127ZM176 193V192H175ZM180 193H182V192H180ZM184 193V192H183ZM259 193H260V191H259ZM263 193V192H262ZM28 194V193H27ZM32 194V193H31ZM48 194V193H47ZM55 194H56V192H55ZM58 194V193H57ZM67 194H68V192H67ZM72 194V193H71ZM253 194H254V192H253ZM32 195H34V193L32 194ZM41 196H42V194H40ZM44 196H45V193L43 194ZM49 195L51 196V194L49 193ZM117 195V192L116 193H113V197H117L116 196ZM183 195V194H182ZM181 195V196H182ZM188 195H192L191 193L189 194L188 193ZM197 195V194H196ZM258 195V194H257ZM62 196V195H61ZM69 196V195H68ZM74 196V195H73ZM124 196V195H123ZM127 196H128V194H127ZM177 196H180V195H177ZM185 196H187V195H185ZM254 196V195H253ZM29 197H31V196H29ZM34 197H35V195H34ZM47 197V196H46ZM54 197H55V195H54ZM75 197V196H74ZM169 197V196H168ZM184 197V196H183ZM25 198V197H24ZM42 198V197H41ZM58 198V197H57ZM68 198V197H67ZM130 198V197H129ZM135 198V197H134ZM187 197H185V199H186ZM191 198V197H190ZM257 198V197H256ZM259 198V197H258ZM55 199V198H54ZM66 199V198H65ZM73 199V198H72ZM94 199V198H93ZM107 200H110L111 202L110 203H112V204H114V205H116V206H122V205H125L126 204V200L125 199H123L122 201H116V200H113V199H111V198H106ZM202 199V198H201ZM252 199H254V198H252ZM26 200H27V196H26ZM29 200H30V198H29ZM28 200V201H29ZM33 200H35V199H33ZM38 200H39V197H38ZM59 200V199H58ZM96 200V199H95ZM100 200V199H99ZM105 200V198L104 199H102V201H104ZM121 200V199H120ZM168 200V199H167ZM192 200V199H191ZM28 201H26V204H27V202ZM32 201V200H31ZM54 201V200H53ZM52 201V202H53ZM55 201H57V200H55ZM60 201H62V200H60ZM77 201V200H76ZM166 201V200H165ZM165 201H164V199H160L158 202H159V205H163L162 206V208H161V210H160V217L162 218V219H166V218H169V217H172L173 216V214H174V212H176V211H173L172 210V206L170 207L169 205H167V203H165ZM169 201V200H168ZM182 201V200H181ZM185 201H187V200H185ZM42 202V201H41ZM48 202H49V197H48V201H47V205H48ZM73 202H75V201H73ZM95 202V201H94ZM137 202V201H136ZM139 202V201H138ZM183 202V201H182ZM208 202V201H207ZM36 203V202H35ZM45 203V202H44ZM50 203V202H49ZM55 203V202H54ZM65 203H67V202H65ZM76 203V202H75ZM77 203H79L78 201H77ZM97 203V202H96ZM105 203V202H104ZM127 203H128V201H127ZM132 203V202H131ZM185 203V202H184ZM190 203V202H189ZM192 203V202H191ZM3 204V205H2ZM71 204V203H70ZM72 204H74V203H72ZM71 204V205H72ZM81 204V203H80ZM98 204V203H97ZM14 205V204H13ZM22 205V204H21ZM24 205V204H23ZM53 205V204H52ZM51 205V206H52ZM55 205V204H54ZM61 205V204H60ZM69 205V204H68ZM75 205V204H74ZM82 205V204H81ZM80 205V206H81ZM99 205V204H98ZM109 205V204H108ZM127 205V204H126ZM141 205V204H140ZM177 205V204H176ZM110 206V205H109ZM129 206V205H128ZM36 207H37V205H36ZM43 207V206H42ZM49 207V206H48ZM47 207V208H48ZM53 207V209H54V206H52ZM64 207V206H63ZM67 207V206H66ZM66 207H65V209H66ZM108 206H106V208H107ZM127 207V206H126ZM133 207V206H132ZM177 207V206H176ZM20 208V207H19ZM25 208H26V206H25ZM44 208H45V205H44ZM44 208H43V210H44ZM102 207H100V209H101ZM135 208V207H134ZM1 209H3V210H1ZM32 209V208H31ZM40 209V208H39ZM63 209V208H62ZM99 209V210H100ZM122 209V208H121ZM178 209H180V208H178ZM21 210V208L19 209V211ZM30 210V209H29ZM42 210V211H43ZM96 210H98V208L96 209ZM109 210V209H108ZM23 211V210H22ZM32 211H33V209H32ZM32 211H31V213H32ZM47 211V210H46ZM45 210H44V212H46ZM50 211V210H49ZM178 211V210H177ZM35 212V211H34ZM37 212V211H36ZM38 212H39V210H38ZM57 212V211H56ZM66 212V211H65ZM103 212V211H102ZM119 212V211H118ZM122 212V211H121ZM120 212V213H121ZM124 212V211H123ZM183 213V211H180V213ZM23 213V212H22ZM41 213H43V212H41ZM49 213H51V212H49ZM113 213V212H112ZM115 213V212H114ZM120 213H118L119 215H120ZM185 213V212H184ZM189 213V212H188ZM35 214V213H34ZM46 214H48L47 212H46ZM45 213H44V215H46ZM53 214V213H52ZM51 214V215H52ZM94 214V213H93ZM100 214V213H99ZM129 214V213H128ZM20 215H22V214H20ZM40 215V214H39ZM44 215H42V219L43 218H45V217H43ZM54 215V214H53ZM102 215H104V214H102ZM144 215V214H143ZM183 215V214H182ZM181 215V216H182ZM58 216V215H57ZM66 216V215H65ZM101 216V215H100ZM178 216V215H177ZM180 216V217H181ZM185 216V215H184ZM20 217V216H19ZM69 217V216H68ZM67 217V218H68ZM88 217H91V216H88ZM104 217H105V215H104ZM118 217V216H117ZM147 217V216H146ZM176 217V216H175ZM52 218V217H51ZM57 218V217H56ZM92 218H94V217H92ZM100 218V217H99ZM130 218H132V217H130ZM140 218H141V216H140ZM148 218V217H147ZM179 218V217H178ZM187 218V217H186ZM185 218V219H186ZM11 219V218H10ZM69 219V218H68ZM86 219V218H85ZM90 219V218H89ZM104 219H107V217L106 218H104ZM111 219H114V217L113 218H111ZM118 219V218H117ZM119 219L120 220H122V221H125V219H127V218H125V217H119ZM133 219V218H132ZM139 219V218H138ZM176 219V218H175ZM190 219V218H189ZM32 220H34V219H32ZM40 220V219H39ZM63 220V219H62ZM67 220V219H66ZM70 220V219H69ZM93 220V219H92ZM94 220H95V218H94ZM109 220V219H108ZM107 220V221H108ZM135 220V219H134ZM142 220V219H141ZM45 221V220H44ZM60 221H61V219H60ZM89 221V220H88ZM148 221H150V220H148ZM173 221V220H172ZM184 221V220H183ZM33 222V221H32ZM38 222H40V221H38ZM37 222V223H38ZM66 222V221H65ZM91 222H93V221H91ZM94 222H96V221H94ZM104 222V221H103ZM106 222V221H105ZM104 222V223H105ZM109 222H111V221H109ZM108 222V223H109ZM116 222V221H115ZM131 222V221H130ZM134 224H135V226H137V228H139L142 232L143 231H145L146 229H147V223L145 222V223H138V222H136V221H132ZM185 222H187V221H185ZM72 223V222H71ZM97 223V222H96ZM107 223V224H108ZM152 223V222H151ZM33 224V223H32ZM43 224V223H42ZM48 224V223H47ZM47 224H46V227H47ZM106 224V223H105ZM118 224V223H117ZM129 224V223H128ZM128 224H126L127 226H128ZM176 224V223H175ZM181 224V223H180ZM18 225V224H17ZM39 224H37V226H38ZM41 225V224H40ZM89 225H91V224H89ZM112 225V224H111ZM178 225V224H177ZM211 225V224H210ZM96 226V225H95ZM110 226V225H109ZM131 226V225H130ZM134 226V225H133ZM150 226V225H149ZM176 226V225H175ZM181 226V225H180ZM39 227H41V226H39ZM45 227V228H46ZM98 227V226H97ZM111 227V226H110ZM120 227V226H119ZM121 227H125V226H121ZM179 227V226H178ZM213 227V226H212ZM42 228H43V226H42ZM48 228H50V226L48 227ZM47 228V229H48ZM56 228V227H55ZM57 228H58V226H57ZM174 228V227H173ZM189 228V227H188ZM219 228V227H218ZM52 229V228H51ZM110 229H112V228H110ZM113 229H115V228H113ZM118 229V228H117ZM116 229V230H117ZM17 230V231H16ZM35 230V229H34ZM38 230V229H37ZM42 230V229H41ZM49 230V229H48ZM120 230V229H119ZM122 230V229H121ZM130 230H131V228H130ZM137 230V229H136ZM136 230H134V231H136ZM54 231V230H53ZM57 231V230H56ZM110 231V230H109ZM182 231H183V227H180V228H178L177 229V231L175 230V231H170L169 232V234H171L172 235V237L175 239V240H177V241H180V238L182 237L181 235H182ZM222 231V230H221ZM250 231V230H249ZM260 231V230H259ZM35 232V231H34ZM50 232V231H49ZM99 232V231H98ZM102 232H104V231H102ZM106 233L108 232V231H105ZM116 232V231H115ZM141 232V233H142ZM36 233V232H35ZM55 233V232H54ZM57 233V232H56ZM118 233V232H117ZM116 233V234H117ZM126 233H128V232H126ZM133 233V232H132ZM136 233H137V231H136ZM140 233V232H139ZM191 233V232H190ZM198 233V232H197ZM197 233L195 232V230H194V238H198V236H197ZM262 233V232H261ZM50 234V233H49ZM59 234V233H58ZM105 234V233H104ZM143 234V233H142ZM199 234V233H198ZM38 235V234H37ZM51 235V234H50ZM110 235H112V234H110ZM135 235H137V234H135ZM139 235V234H138ZM137 235V236H138ZM170 235V236H171ZM203 235V238H201V240L200 241H198V242H196V247L197 248H199V247H202V246H206V247H208L209 248V250H211V249H215V248H219V246L221 245V237H222V235H221V232L220 231H216V229H214V230H207L206 231V233H203L202 234ZM258 235H259V233H258ZM24 236H26L25 234H24ZM130 236V235H129ZM139 236H141V235H139ZM138 236V237H139ZM22 237H23V235H22ZM52 237V236H51ZM114 237V236H113ZM113 237H112V239H113ZM116 237V236H115ZM114 237V238H115ZM126 237V236H125ZM137 237V238H138ZM191 237V236H190ZM201 237V236H200ZM28 238V237H27ZM40 238V239H39ZM62 238H63V236H62ZM108 238V237H107ZM124 238V237H123ZM145 238L147 239L146 241H147V249H146V252H144L145 253V255L143 256L144 258H141V259H143V262H144V264H153L154 263V261H152V260H155V259H159V262L160 263H164V264H169V262L171 261V259H175L178 263H181V262H184V259H183V256H179V255H182V254H179V255H172L171 254V251L172 250H170L169 248H168V246L166 245V247H164V246H161V243L160 242H157V241H154L153 239H152V236H145ZM144 238V239H145ZM154 238V237H153ZM194 238H192V239H194ZM29 239V238H28ZM37 239V238H36ZM51 239V238H50ZM110 239V238H109ZM119 239V238H118ZM126 239V238H125ZM143 239V238H142ZM200 239V238H199ZM25 240V239H24ZM24 240H21L20 242H22V241H24ZM54 240V239H53ZM130 240V239H129ZM136 240V239H135ZM169 240V239H168ZM168 240H167V242H168ZM171 240H172V238H171ZM224 240V239H223ZM34 241V240H33ZM113 241V240H112ZM139 240H137V242H138ZM197 241V240H196ZM227 241V240H226ZM1 242H4L2 245H1ZM111 242V241H110ZM128 242V241H127ZM127 242H126V244H127ZM141 242V241H140ZM24 243V242H23ZM25 243L26 244H28V241H27V239L25 240ZM95 243V242H94ZM130 243V242H129ZM246 243V242H245ZM31 244V243H30ZM37 244V245H38ZM92 244V243H91ZM119 244V243H118ZM53 245V244H52ZM107 245V244H106ZM131 245V244H130ZM165 245V244H164ZM172 245H174V244H172ZM34 246V245H33ZM89 246V245H88ZM122 246V245H121ZM124 246H125V244H124ZM127 246H129V245H127ZM232 246V245H231ZM54 247V246H53ZM69 247V246H68ZM120 247V246H119ZM133 247V246H132ZM145 247V246H144ZM221 247V246H220ZM223 247H225V246H223ZM262 247V249L263 250H261L262 251V255H260V256H257V258L256 259H253V260H251L250 262H249V264H264V246H261ZM56 248V247H55ZM73 247H71V249H72ZM75 248V247H74ZM79 248V247H78ZM95 248V247H94ZM124 248V247H123ZM128 248V247H127ZM134 248L135 247H133V250H134ZM172 248V247H171ZM174 248V247H173ZM196 248V249H197ZM204 248V247H203ZM70 249V250H71ZM88 249V248H87ZM100 249V248H99ZM220 249V248H219ZM229 249V248H228ZM68 250V249H67ZM72 250H74V249H72ZM84 250V248L82 249V251ZM90 250H92V247L90 248ZM129 250V249H128ZM207 250V249H206ZM205 250V251H206ZM243 250V249H242ZM65 251V250H64ZM87 251V250H86ZM125 250H123V252H124ZM138 251V250H137ZM60 252V251H59ZM75 252H76V250H75ZM74 252V253H75ZM79 252H81V250L79 251ZM100 252V251H99ZM102 252V251H101ZM134 252V251H133ZM72 253V252H71ZM87 253V252H86ZM92 254H91V256H92V258L94 257V263L95 264H103L102 263V261L100 260V258L102 257V256H98V254H96L94 251L93 252H91ZM125 253V252H124ZM132 253V252H131ZM135 253V252H134ZM133 253V255H137L136 253L134 254ZM200 253H202V252H200ZM205 253V252H204ZM22 254H23V256H22ZM60 254V253H59ZM76 254V253H75ZM126 254V253H125ZM221 254V253H220ZM240 254V253H239ZM57 255V254H56ZM82 255H84L83 254V252H82ZM89 255V254H88ZM109 255V254H108ZM124 255V254H123ZM127 255V254H126ZM132 255V256H133ZM143 255V254H142ZM200 255V254H199ZM233 255V254H232ZM27 256H28V258H27ZM65 256V255H64ZM106 255H103V257H102V259H104V257H105ZM113 256V255H112ZM125 256V255H124ZM132 256H130V257H132ZM187 256V258H188V255H186ZM210 256V255H209ZM208 256V257H209ZM235 256V255H234ZM23 257V258H22ZM57 257V256H56ZM70 257V256H69ZM111 256H109L108 258H110ZM130 257H129V259H130ZM133 257H135V256H133ZM212 257V256H211ZM246 257H248V256H246ZM245 257V258H246ZM59 258H61L60 257V255H59ZM64 258V257H63ZM62 258V259H63ZM66 258V257H65ZM68 258V257H67ZM71 258V257H70ZM73 258V257H72ZM91 258V259H92ZM136 258V257H135ZM234 258V257H233ZM244 258V257H243ZM242 258V259H243ZM251 258V257H250ZM52 259V260H51ZM140 259V260H141ZM218 259V258H217ZM14 260H15V262H16V260H17V262L16 263H14ZM68 260V259H67ZM70 260V259H69ZM237 260H239V259H237ZM241 260V259H240ZM90 261V260H89ZM142 261V260H141ZM152 261V262H151ZM187 261H188V259H187ZM229 261V260H228ZM231 261V260H230ZM244 261V260H243ZM242 261V262H243ZM249 261V260H248ZM91 262V261H90ZM113 262V261H112ZM115 262V261H114ZM246 262V261H245ZM28 263V262H27ZM79 262L77 261V259H75L74 258V260H72L71 261V264H78ZM80 263H82V262H80ZM93 263V262H92ZM116 263V262H115ZM129 264H142V263H138L136 260L135 261H130V262H128ZM155 263H156V261H155ZM154 263V264H155ZM187 263V262H186ZM69 264V263H68ZM84 264V263H83ZM87 264H89V262L87 263ZM105 264V263H104ZM124 264V263H123ZM235 264V263H234ZM241 264V263H240ZM246 264V263H245Z\"/></svg>",
    "mask_w": 264,
    "mask_h": 264
}]
</instances>
